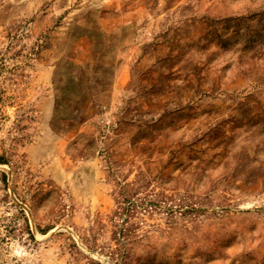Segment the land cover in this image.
Here are the masks:
<instances>
[{"label":"rangeland","instance_id":"obj_1","mask_svg":"<svg viewBox=\"0 0 264 264\" xmlns=\"http://www.w3.org/2000/svg\"><path fill=\"white\" fill-rule=\"evenodd\" d=\"M0 264H264V0H0Z\"/></svg>","mask_w":264,"mask_h":264}]
</instances>
